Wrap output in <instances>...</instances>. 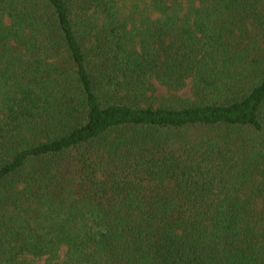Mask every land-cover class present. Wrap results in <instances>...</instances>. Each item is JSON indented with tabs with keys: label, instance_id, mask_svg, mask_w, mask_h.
<instances>
[{
	"label": "trees",
	"instance_id": "1",
	"mask_svg": "<svg viewBox=\"0 0 264 264\" xmlns=\"http://www.w3.org/2000/svg\"><path fill=\"white\" fill-rule=\"evenodd\" d=\"M0 264H264V0H0Z\"/></svg>",
	"mask_w": 264,
	"mask_h": 264
}]
</instances>
